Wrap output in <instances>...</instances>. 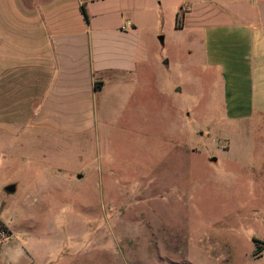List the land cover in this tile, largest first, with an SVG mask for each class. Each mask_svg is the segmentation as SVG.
Wrapping results in <instances>:
<instances>
[{
  "label": "rangeland",
  "instance_id": "obj_1",
  "mask_svg": "<svg viewBox=\"0 0 264 264\" xmlns=\"http://www.w3.org/2000/svg\"><path fill=\"white\" fill-rule=\"evenodd\" d=\"M193 2L100 8L136 21L146 83L97 132L0 135V264H264V146L235 145L250 136L224 121L217 79L188 65L194 20L218 9Z\"/></svg>",
  "mask_w": 264,
  "mask_h": 264
},
{
  "label": "crops",
  "instance_id": "obj_2",
  "mask_svg": "<svg viewBox=\"0 0 264 264\" xmlns=\"http://www.w3.org/2000/svg\"><path fill=\"white\" fill-rule=\"evenodd\" d=\"M106 2L0 0V135L78 139L98 131L111 104L140 94L146 54L139 27L106 17ZM193 3L218 9L194 20L200 38L191 37L188 65L199 63L217 79L224 121L236 137L250 136L235 145L264 146V0Z\"/></svg>",
  "mask_w": 264,
  "mask_h": 264
},
{
  "label": "water",
  "instance_id": "obj_3",
  "mask_svg": "<svg viewBox=\"0 0 264 264\" xmlns=\"http://www.w3.org/2000/svg\"><path fill=\"white\" fill-rule=\"evenodd\" d=\"M160 39L163 41L164 38L163 37H160ZM167 63V61H166ZM213 160H216V158H214ZM79 177H82V175H80ZM16 188H17V185L15 183H12V184H9L5 187V189L8 191V192H15L16 191Z\"/></svg>",
  "mask_w": 264,
  "mask_h": 264
},
{
  "label": "trees",
  "instance_id": "obj_4",
  "mask_svg": "<svg viewBox=\"0 0 264 264\" xmlns=\"http://www.w3.org/2000/svg\"><path fill=\"white\" fill-rule=\"evenodd\" d=\"M178 21H179V16H177V22H178ZM96 86H98V87H99V85H96ZM257 251H258L257 253H260V252L262 251V248H261V247H259Z\"/></svg>",
  "mask_w": 264,
  "mask_h": 264
},
{
  "label": "built area",
  "instance_id": "obj_5",
  "mask_svg": "<svg viewBox=\"0 0 264 264\" xmlns=\"http://www.w3.org/2000/svg\"><path fill=\"white\" fill-rule=\"evenodd\" d=\"M130 25H131V23L130 22H127V25L124 26V28H126L127 26H130ZM2 232H4V230H2Z\"/></svg>",
  "mask_w": 264,
  "mask_h": 264
}]
</instances>
